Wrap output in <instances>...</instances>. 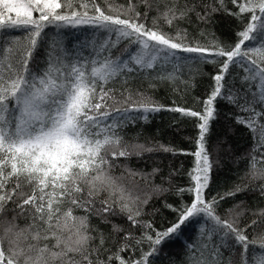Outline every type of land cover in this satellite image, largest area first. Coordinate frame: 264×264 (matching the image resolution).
<instances>
[{
    "label": "snow or ice",
    "instance_id": "snow-or-ice-1",
    "mask_svg": "<svg viewBox=\"0 0 264 264\" xmlns=\"http://www.w3.org/2000/svg\"><path fill=\"white\" fill-rule=\"evenodd\" d=\"M103 3L107 7L97 0H0V264H153L163 246L184 236L194 222L207 231L201 227L196 236L184 238L181 264H191L189 252L195 253L201 238L208 250L207 256L200 254L202 264H264V235L257 249L249 234L264 223V209L259 220L243 226L239 218L247 211L245 201L227 209L228 218L218 212L222 201L239 195L264 199V167H257L264 164V143H254L242 183L224 194H212L213 174L223 166L220 151L230 153L231 145L227 137L217 138L208 149L221 102L236 109L225 112V119L246 128L254 142L258 137L264 141V0ZM193 16L199 39H189L182 26L191 24ZM218 16L235 21V42L216 34ZM52 28L56 31L50 37L46 29ZM69 28L91 31L69 49ZM122 42L127 46L113 59L111 50ZM87 48L94 55L83 56ZM203 65L216 71L206 73ZM157 66L160 71L152 76L148 70ZM193 66L194 77L210 80L205 98H194L197 108L164 106L141 91L142 82L130 86L146 79L148 88L157 89ZM196 86L193 78L191 87ZM161 111L196 118L195 165L187 172L188 185L174 181L182 165L175 168L170 162L160 184L149 178L164 171L163 160H154L150 172L129 167L132 157L145 153L190 154L171 144L124 139L125 127ZM117 168L123 169L122 176L144 182L147 191L136 185L143 196L132 195L112 175ZM154 198L176 214L167 228L157 229L143 218L160 212L153 207L146 213ZM93 217L99 223L93 224ZM237 249H242L239 261ZM224 250L231 255L225 258ZM129 251L139 257L121 255Z\"/></svg>",
    "mask_w": 264,
    "mask_h": 264
},
{
    "label": "trees",
    "instance_id": "trees-1",
    "mask_svg": "<svg viewBox=\"0 0 264 264\" xmlns=\"http://www.w3.org/2000/svg\"><path fill=\"white\" fill-rule=\"evenodd\" d=\"M102 7H107L103 0H97ZM183 2V0H181ZM116 4L125 5L127 0H115ZM231 7V5H229ZM218 23L215 27L216 34L225 40L235 42L236 37L234 35L237 30V25L235 21L231 18L217 17ZM149 25H151V20H149ZM187 29L189 33V39L200 38L199 29L196 26V20L193 16L191 24L185 23L182 25ZM163 29L169 31L167 25H162ZM203 27V25H200ZM51 37L56 31L54 28L46 29ZM90 29L78 28V29H67L65 30V35L67 39V46L69 49L72 48L74 40L80 39L81 36L87 34ZM174 35V30L170 32ZM211 37L204 39L202 42L207 43ZM127 46L126 42H122L117 47L111 50L112 58L115 59L117 56H120L124 48ZM108 53H104L107 55ZM94 55L91 48H87L83 51V56ZM39 67L45 68L46 64L41 62ZM168 72H172L173 69L171 66H165ZM203 70L206 73H213L216 71L211 65H203ZM152 76L157 75L160 71V66H157L154 69L148 70ZM243 75L242 69H237ZM195 66L190 70L188 67H184L181 72L176 73V80L166 81L163 85L159 86L157 89L148 88V80H133L130 82V86L135 89L138 85L143 83V88L141 91H146L148 95H151L153 99L161 105L168 107L181 106L185 108H197L198 105L194 104V98L200 97L201 99L205 98L207 92L210 89V80L207 75L203 78L194 77ZM193 78H195L196 87L193 89L191 83ZM158 83V82H157ZM119 85H117L118 87ZM236 87H240L239 82L237 81ZM218 107L221 112V118L215 121L212 125V135L208 141V149L211 152L212 148L217 143V138L227 137L228 144L231 145V152L220 151V159L222 167L217 168L213 174V184H212V194L220 193L224 194L229 189L233 188L236 184L242 183V177L245 176V173L249 170V162L252 159L251 153L253 150L254 143H264L260 141L259 137L257 141L254 142L252 134L243 126L235 125L234 120L225 119L223 114L225 112L236 113V109L230 107L224 103L218 104ZM196 118L190 117H181L179 113H174L170 111H161L158 113L149 114L148 120H137L134 124H129L124 128V139L131 143H140L147 144L149 146L156 144L157 142L163 144H171L177 149H184L188 155H178L173 157L171 154L165 153H145L143 158L132 157L129 163V167L137 171L150 172L154 166L153 161L163 160L161 165L164 171L155 176L154 178H149L152 183L160 184L161 175H166L168 172V165L171 162L172 166L175 168H180L182 165V174L174 177V181L177 185H188L189 178L187 172L190 171L195 165V157L191 153L196 151V139H197V128H196ZM226 147V146H225ZM215 155V153H213ZM258 155V154H257ZM239 158V159H237ZM121 162L125 161L121 158ZM257 167H264V164L258 162ZM123 169L117 168L113 171L112 175L120 178L121 183L132 192V195H144V192H141L140 189L136 187L137 184L140 185V188L147 191L145 184L139 177L128 178L122 176ZM246 182V181H243ZM259 181H254L258 183ZM107 196V193H104ZM166 199L171 203L174 202L175 198L171 195H168ZM245 201L243 208L247 209L244 216L239 218L240 225L243 226L247 223H250L252 219L259 220L260 217L258 213L264 209V199H261L257 194L248 193L246 195H239L235 198H229L221 202V206L218 209L219 214L228 218L226 215V210L231 208L234 204L239 201ZM159 208L160 212L155 216L145 215L143 218L146 220H151L157 229H164L170 226L172 222L176 219V214L170 210L164 208L161 204V200L153 199L146 208V213H150L152 208ZM256 213L257 215H253ZM76 215H83L82 210H75ZM118 223L124 224L125 227H128V224L120 218H116ZM20 223L23 225L25 221L20 220ZM92 223L97 224L99 221L97 218H92ZM103 227V226H102ZM203 227L204 231H207L206 225H201L198 223H192L187 231L184 233V236H181L178 240L168 241L163 246V251L155 256L153 259V264H181L185 256V250L183 247V241L185 237L196 236L197 232ZM132 231L139 235L137 229H132ZM250 239H255L256 248H259L260 236L264 235V223L259 224L254 229H249ZM191 242V241H189ZM204 239L201 238L197 241V246L195 253L189 252L188 259L191 261V264H202L201 252H204L205 256L208 255V250L204 249ZM144 250L147 251V245L144 246ZM242 249L236 250L235 259L239 261V253ZM251 253V249L249 250ZM121 255L127 259L132 257L133 259L139 257V252H125ZM231 255L229 250H224V256L227 258ZM118 264V262H117Z\"/></svg>",
    "mask_w": 264,
    "mask_h": 264
}]
</instances>
